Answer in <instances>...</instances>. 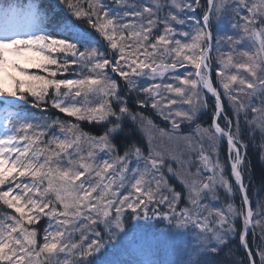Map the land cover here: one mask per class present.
<instances>
[{"label": "snow or ice", "instance_id": "snow-or-ice-1", "mask_svg": "<svg viewBox=\"0 0 264 264\" xmlns=\"http://www.w3.org/2000/svg\"><path fill=\"white\" fill-rule=\"evenodd\" d=\"M257 135L264 0H0V264H264Z\"/></svg>", "mask_w": 264, "mask_h": 264}, {"label": "trees", "instance_id": "trees-1", "mask_svg": "<svg viewBox=\"0 0 264 264\" xmlns=\"http://www.w3.org/2000/svg\"><path fill=\"white\" fill-rule=\"evenodd\" d=\"M213 57H215V52H213ZM37 71H39V69H37L35 73H39ZM27 110L29 112L39 114V110L37 109H27ZM210 115L211 112L209 110L208 114L202 116L201 123L203 126L205 127L208 126ZM85 130L95 131V129H91L88 125H85ZM258 144H259V136L257 135V143L250 145L248 149V158L251 161V180H252V184L249 187V195L251 197L253 207H255L258 198H264V159L261 158V150ZM160 146L166 151H172L170 148H174L176 151L178 147L177 145L169 142H163L160 144ZM218 147H219L220 159L223 161L227 157V145L221 142ZM235 203L237 205L239 204V197L236 198ZM248 239L251 241V235H249ZM256 242L257 243L259 242L258 234H257ZM236 250L242 251L240 249H236ZM241 258L243 257L241 256Z\"/></svg>", "mask_w": 264, "mask_h": 264}, {"label": "rangeland", "instance_id": "rangeland-1", "mask_svg": "<svg viewBox=\"0 0 264 264\" xmlns=\"http://www.w3.org/2000/svg\"><path fill=\"white\" fill-rule=\"evenodd\" d=\"M27 67V66H26ZM37 69H35V68H28V71L30 72V73H35V71H36ZM37 72H39V73H36V74H41V75H43L44 73H41L40 72V70L39 71H37ZM36 114V113H35ZM37 115H39V114H37ZM160 148L162 149V150H164L161 146H160ZM172 151H175V149L174 148H170ZM166 151V150H165Z\"/></svg>", "mask_w": 264, "mask_h": 264}, {"label": "water", "instance_id": "water-1", "mask_svg": "<svg viewBox=\"0 0 264 264\" xmlns=\"http://www.w3.org/2000/svg\"><path fill=\"white\" fill-rule=\"evenodd\" d=\"M226 143V142H225Z\"/></svg>", "mask_w": 264, "mask_h": 264}]
</instances>
